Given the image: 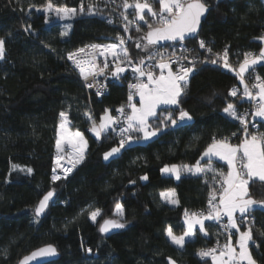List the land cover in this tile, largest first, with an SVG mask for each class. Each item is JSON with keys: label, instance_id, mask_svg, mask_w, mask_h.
Returning <instances> with one entry per match:
<instances>
[{"label": "trees", "instance_id": "1", "mask_svg": "<svg viewBox=\"0 0 264 264\" xmlns=\"http://www.w3.org/2000/svg\"><path fill=\"white\" fill-rule=\"evenodd\" d=\"M45 2L0 0V37L6 46V57L0 61V264H17L24 255L50 243L57 247L59 257L47 264H168V257L178 264H212L210 258H199L197 251L218 240L226 242L219 225L205 221L208 236L197 231L183 250L170 243L165 228L170 225L179 235L186 227L184 209H207L213 173H182L176 180L161 169L165 164H195L213 137L220 139L239 131L238 122L222 111L227 103H241L229 95L238 77L221 64L199 63L189 76L181 102L192 121L169 127L150 140L125 145L117 156L105 161L103 153L119 140L111 132L97 140L84 113L91 112L97 122L106 108L115 114L126 101L128 74L123 73L117 81L110 69L102 76L108 92L88 94L69 67L67 53L88 42L113 40L116 26L108 21L119 18V9L112 3L99 4L97 11L89 13V0H84L85 11L70 19L71 29L61 36L62 20L36 10ZM53 2L79 9L81 0ZM206 3L210 11L198 35L183 43H194L200 37L214 51L228 45L238 61L245 51L263 47L264 41L255 38L264 34V0ZM30 5L36 6L31 12ZM27 25L31 32H25ZM141 29L136 32L131 28L127 33L132 37L127 46L133 57L148 55L135 47L148 30L143 22ZM170 44L174 43L156 46ZM255 68L264 77V62ZM61 111H68L71 126L85 135L87 149L86 158L72 175L53 183L50 171ZM259 124L264 132V121L259 119ZM231 141L240 142L236 137ZM12 164L30 167L33 172L13 171ZM212 167L227 169L216 158ZM144 175L149 177L147 181L140 179ZM216 187L219 189L218 183ZM51 189H55V200L35 222L33 208ZM168 189H175L178 206L162 201L159 194ZM250 190L255 199H264V184H250ZM117 202L123 205L125 228L101 233L103 219L116 218ZM96 208L102 214L93 222L89 213ZM251 215L253 239L259 245L250 242L251 252L257 264H264V210Z\"/></svg>", "mask_w": 264, "mask_h": 264}, {"label": "snow or ice", "instance_id": "2", "mask_svg": "<svg viewBox=\"0 0 264 264\" xmlns=\"http://www.w3.org/2000/svg\"><path fill=\"white\" fill-rule=\"evenodd\" d=\"M100 2L101 0H89L88 12L97 11ZM111 3L115 4L116 0H111ZM154 4H158V9L153 6ZM34 7L36 6L30 5L29 12ZM116 7L121 9L119 16L125 33H129L131 28L141 32V22L147 26V32L135 43L136 48L148 53L146 57H139L133 61L126 47L125 37L119 34L115 38L117 43L87 46L91 49L87 56L84 55L85 48L67 53V60L73 63L88 88H93V82L97 77L105 75L106 70H109L107 60L109 55L113 58L114 65L110 74L115 80L119 81L121 75L129 68L135 77L136 82L128 84L127 105L117 108L116 115H112V109L106 108L97 122L91 112L84 113L90 123L89 131L97 140H100L102 136L106 137L110 132L119 137L118 145L104 152L103 159L107 161L117 156L125 145L150 140L169 127L187 125L192 121V115L181 106V102L186 94L189 76L197 63L221 64L223 68L235 72L243 89L241 92L240 89L233 87L229 95L237 97L239 94L240 99L247 100L253 108L251 112L246 110L240 113L233 103H227L222 111L230 120L239 123V135L236 132L231 135L240 142L231 143L230 137L220 139L213 137L195 164H165L163 166L161 172L174 176L176 180H180L182 173L192 175L213 173L214 181L208 192L207 209L193 212L184 209L183 224L186 227L182 229L181 234L174 233L172 226L169 225L165 228V235L172 245L183 250L186 242L194 240L197 231L208 236L205 221H209L223 229L226 242L221 245L218 240L216 246L198 250L199 258L202 260L210 258L212 264H257L250 249V242L252 246L259 247L253 239L254 217L251 214L255 210H264V199L257 200L251 195L250 184L254 185L257 182L264 184V132L260 131L255 123L256 118L264 121V77L255 74L254 69V66L264 62V47H261L258 53L252 51L242 53L243 59L238 62V70L229 63L230 46L225 45L222 51L214 52L203 39L198 40V46L209 54L205 57L190 55L195 50L186 47L179 49V55L172 52L165 56L159 50H150V47L158 45L161 41L183 42L187 38H195L200 28L201 18L205 17L209 11L206 0H151V2L150 0H121ZM36 10L54 13L56 19L64 21L74 18L78 12L83 13L85 4L84 0H81L77 9L55 4L53 0H46L45 4L36 7ZM108 22L113 23L112 20ZM63 27L61 36L67 35L72 25L66 23ZM24 30L31 32V25L25 26ZM127 39L131 40V35ZM255 39L264 41V34ZM97 54L105 57L102 67L96 62ZM5 57V39L0 37V61H3ZM146 61H153V63ZM173 65L176 66L175 69ZM249 69H252V75L249 77L253 80L251 86L245 79V73H248ZM96 94L102 95V92L97 89ZM136 96L139 99L134 102ZM125 107L130 111L126 112ZM59 117L55 160L57 167L62 169V174H58L57 167H54L51 176L53 183L62 178L66 179L68 174L84 161L87 149V140L83 133L68 127L70 124L68 111H61ZM250 125L253 131H250ZM65 146L71 149L67 153V166L61 163L65 159ZM214 158L225 162L228 171L214 169L212 167ZM202 160L205 161L204 166L201 165ZM11 169L27 174L33 172L32 168L18 164H12ZM140 179L147 181L149 177L144 175ZM217 183L219 189L216 187ZM54 194L55 189L48 190L34 206L35 222H39L40 217L48 209ZM159 195L162 201L174 206L179 205L175 189L162 191ZM115 209V215L118 218L103 219L99 225L101 233L125 228L123 205L117 202ZM101 214L102 210L96 208L90 211V219L95 222ZM233 236L236 237L235 243H233ZM86 251L91 253L92 249L87 248ZM56 254V247L48 244L24 256L19 264H30L37 257H50ZM167 261L168 264H177L171 257H168Z\"/></svg>", "mask_w": 264, "mask_h": 264}, {"label": "built area", "instance_id": "3", "mask_svg": "<svg viewBox=\"0 0 264 264\" xmlns=\"http://www.w3.org/2000/svg\"><path fill=\"white\" fill-rule=\"evenodd\" d=\"M120 2H121V0H116V3H115V4L112 3V4H113V5H118V4H120ZM150 2H151V0H150ZM108 3H111V0H101V2H100L101 5H105V4H108ZM120 11H121V9H119L118 13H119ZM129 12H131V10H129ZM111 20L113 21L112 24L116 26V31H115V34H114V38H113V40H110V41H92V42H88V43H85V44H82V45L76 47L75 49H73V50H71V51H69V52H74V51H76V50L79 49V48H85V54H84V55L87 56V55L91 52V49L88 48L87 46H89V45H91V44H111V43H117V40L115 39L116 36H117V34H119V35L125 37V39H126V47H127V49H128V46H127V43H128L127 33H125V32L123 31V24H122V21H121V19H120V16H119L118 19H111ZM200 39H202V38L198 37L197 40H196L194 43H191V44H185V43H183V42H179V43H174V44L165 45V46H156V47L153 49V51H155V50H159L160 52L164 53L165 56L171 54L172 52H176L177 55H179V54H180L179 49H180L181 47H186V48H188V49H194V50H195V51H193L190 55H192V56H199V57H205V56H207V55H209V54H208L204 49H200V48H199V46H198V40H200ZM203 40H205V39H203ZM206 43H207V42H206ZM207 44H208V43H207ZM208 46H210V45L208 44ZM210 47H211V46H210ZM222 50H223V49H221V50H219V51H222ZM213 51H214V50H213ZM250 51L255 52V53H258V52H259V51H256V50H250ZM69 52H68V53H69ZM128 52H129V49H128ZM214 52H217V51H214ZM129 54H130V52H129ZM231 54H232V53L229 51V63H231V64L233 65V67L237 68V70H238V62H239V61H238L236 58L232 57ZM130 56H131V55H130ZM146 56H147V55L140 56V57H146ZM131 58L133 59V61H135V60H137L139 57H133V56H131ZM104 59H105L104 56H100V55L97 54V56H96V62H97V64H99L101 67L103 66V61H104ZM242 59H243V57H242ZM242 59H241V60H242ZM107 60L109 61V70H110V69H112V68L114 67V65L112 64V60H113V58L109 55V56H107ZM241 60H240V61H241ZM146 62H147V63H153V61H146ZM68 63H69V67H70V68H71V69H72V70H73V71L79 76V78H80V80L82 81L83 85L85 86V88H86L88 94H96V93H97V89H99V90L102 92V94H105V93L108 92L109 86H108L107 82H106L105 80L102 79V76H103V75L98 76L97 79H96V81L93 82V83H94V87H93V88H88V87H86V82L83 80L82 76L79 74V71H78L77 69L74 68L73 63H72L71 61H69V60H68ZM185 63H187V62H185ZM198 64H199V63H197L196 66H197ZM175 67H176V66L173 65V68H174V69H175ZM195 68H196V67H195ZM254 69H255V74H258L259 76L262 77V75H261V74L257 71V69L255 68V66H254ZM107 71H108V70H106V72H107ZM126 73L128 74V79H127V83H126V101H125V103H124L125 106L127 105V96H128V92H129L128 84H129V83H135V82H136L135 77H134V75H133V73H132V71H131V68H129L128 71H126ZM234 73H235V72H234ZM251 75H252V69H249V72H248V73H245V79H246V82L249 83L250 86H251V84L253 83V80L249 78ZM89 79L91 80V77H90ZM238 80H239V78H238ZM233 87H236V88L240 89L241 92H242L243 85L240 83V81L234 83V84L230 87V89L233 88ZM230 89H229V91H230ZM234 98H237V99L241 102L240 104L233 103V104L235 105V107H236V109H237L238 112L242 113V112H244V111H246V110L249 111V112H251V110H252V108H253V105H252L251 103H249L247 100H241L239 94H238L237 97H234ZM136 100H137V96L134 98V102H135ZM129 110H130V109H128L127 107H125V111H126V112H128ZM116 114H117V113H115V114H113V115H116ZM259 119H260V118H256L255 123L257 124V126L259 127V130H260ZM238 124H239V123H238ZM239 128H240V125H239ZM253 130H254V129H252V128H251V125H250V131H253ZM236 133L239 134V131L236 132ZM115 136H116V135H115ZM116 137H117L118 140H119V137H118V136H116ZM226 137H230V140L233 138L232 135H228V136H226ZM101 139H102V138H101ZM70 151H71L70 147L65 146V153H64V155H65V159L61 161V163L64 164L65 166H67V153L70 152ZM55 157H56V151H55V153H54V155H53V161H52V164H51V171H50V175H51V176H52V169H53L54 167H57ZM85 158H86V154H85ZM78 165H80V164H78ZM78 165H77V166H78ZM77 166H76V167H77ZM76 167L73 169V171H72L70 174H68L67 178H69V177L72 175V173L74 172V170L76 169ZM57 173H58V174H62V169H60L59 167H57ZM67 178H66V179H67ZM62 179H63V178H62ZM62 179H60V180H62ZM198 210H206V209L201 208V209H198ZM198 210H196V211H198ZM224 222L226 223V218H225ZM219 227H220V226H219ZM220 230L223 232V229H222L221 227H220ZM235 241H236V237L233 236V242L235 243ZM219 243H220L221 245H223V243H225V242L219 240ZM216 244H217V241H216L214 244H212V245L204 246V247H202V248H200V249L208 248V247H213V246H216ZM200 249H199V250H200ZM197 252H198V251H197ZM207 259H208V258H207Z\"/></svg>", "mask_w": 264, "mask_h": 264}, {"label": "water", "instance_id": "4", "mask_svg": "<svg viewBox=\"0 0 264 264\" xmlns=\"http://www.w3.org/2000/svg\"><path fill=\"white\" fill-rule=\"evenodd\" d=\"M208 6H209V5H208ZM209 11H210V6H209ZM209 11L205 14V17H202V18H201V24H200V28H199V30H198V33H199L200 29H201L202 22L206 19V17H207V15H208ZM198 33L196 34V36L198 35ZM196 36H195V37H196ZM188 39H190V38H187V39H185L184 41H186V40H188ZM168 43H179V42H175V41H161L159 44L163 45V44H168ZM164 46H165V45H164ZM54 200H55V194H54V196H53L52 201H50V203H49V207H50V205L54 202ZM49 207H48V208H49ZM43 215H44V214H43ZM43 215H42V216H43ZM112 230H113V229H112ZM109 232H110V231H109ZM50 244H51V243H50ZM45 245H48V244H45ZM45 245L40 246V247H38V248L32 250L31 252H33V251H35V250H37V249H39V248H41V247H44ZM51 245H53V244H51ZM54 246H55V245H54ZM55 247H56V246H55ZM56 249H57V247H56ZM31 252H29V253L26 254V255H30ZM26 255H24V256H26ZM24 256H23V257H24ZM23 257H22V258H23ZM58 257H59V251H58V249H57V254H56L55 256H50V257H37L35 260L31 261L30 264H47V263H50V262H52V261H55ZM22 258L18 261L17 264H19V262L22 260Z\"/></svg>", "mask_w": 264, "mask_h": 264}, {"label": "rangeland", "instance_id": "5", "mask_svg": "<svg viewBox=\"0 0 264 264\" xmlns=\"http://www.w3.org/2000/svg\"><path fill=\"white\" fill-rule=\"evenodd\" d=\"M157 9H158V7H157ZM53 14H54V13H53ZM54 16H55V14H54ZM62 23H63V25L66 24V23H70V19H69V20H64V21H62ZM263 47H264V44H263ZM129 111H130V110H129ZM102 115H103V114H102ZM112 115H113V113H112ZM98 122H99V121H98ZM68 127H69L71 130H73V131L77 130V129L73 128V127L71 126V124H69ZM80 132H81V131H80ZM83 135H84V134H83ZM84 138L86 139L85 135H84ZM153 138H154V137H153ZM151 139H152V138H151ZM230 142H231V143H234V144H235V143H239V142H233V141H231V140H230ZM224 163H225V162H224ZM225 164H226V163H225ZM227 171H228V169H226L225 172H227ZM115 212H116V209H115ZM98 218H99V217H97V220H98ZM116 218H118V217L116 216ZM233 243H234V242H233ZM250 249H251V248H250ZM251 253H252V252H251ZM252 256H253V255H252ZM172 259H173V258H172ZM174 260H175V259H174ZM175 261H176V260H175ZM176 262H177V261H176ZM177 264H178V263H177Z\"/></svg>", "mask_w": 264, "mask_h": 264}, {"label": "crops", "instance_id": "6", "mask_svg": "<svg viewBox=\"0 0 264 264\" xmlns=\"http://www.w3.org/2000/svg\"><path fill=\"white\" fill-rule=\"evenodd\" d=\"M138 99H139V98H138V96H137V100H136V101H138ZM202 166H204V165H202ZM165 191H167V190H165Z\"/></svg>", "mask_w": 264, "mask_h": 264}]
</instances>
